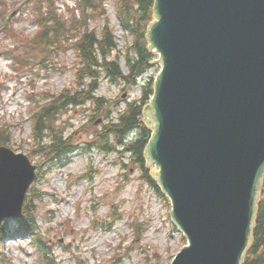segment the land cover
Segmentation results:
<instances>
[{
  "label": "water",
  "instance_id": "1",
  "mask_svg": "<svg viewBox=\"0 0 264 264\" xmlns=\"http://www.w3.org/2000/svg\"><path fill=\"white\" fill-rule=\"evenodd\" d=\"M154 11L147 38L163 70L146 158L189 243L172 264H242L264 178V0H156ZM35 179L27 156L0 147V227L22 215Z\"/></svg>",
  "mask_w": 264,
  "mask_h": 264
},
{
  "label": "rangeland",
  "instance_id": "2",
  "mask_svg": "<svg viewBox=\"0 0 264 264\" xmlns=\"http://www.w3.org/2000/svg\"><path fill=\"white\" fill-rule=\"evenodd\" d=\"M25 2L0 0V126L12 135L8 146L30 155L36 146L32 139L36 118H30L37 111L36 103L41 106L47 96L59 97L63 90L75 88L78 59L72 49L64 47L59 53L54 51L50 64L40 74L14 63L24 43L38 31L34 7ZM76 3L56 0L55 5L58 13L64 14ZM114 4V0H108L106 11L117 36V54L123 56L125 36ZM103 25L104 20L97 18L90 27L100 32ZM26 55H31L29 50ZM121 65L127 73L124 59ZM158 71L152 67L148 77ZM119 88L103 83L98 94L117 100ZM139 95L135 88L131 98ZM111 112L116 118L113 109ZM90 116L87 105L59 117L57 127L63 137L79 131L72 139L78 149L57 166L44 163L39 156L30 157L39 170L34 186L43 194L35 205L42 242L58 264H171L185 246V237L172 225L170 202L143 178L140 166L130 156L107 153L95 145L100 143L94 136L98 126L88 123ZM45 136L50 137L49 133ZM15 224H3L8 233L0 242V264H43L33 237ZM12 231L13 236L9 235Z\"/></svg>",
  "mask_w": 264,
  "mask_h": 264
},
{
  "label": "trees",
  "instance_id": "3",
  "mask_svg": "<svg viewBox=\"0 0 264 264\" xmlns=\"http://www.w3.org/2000/svg\"><path fill=\"white\" fill-rule=\"evenodd\" d=\"M103 1L79 0L77 7L80 13L79 18L75 14L76 10L66 18L58 15L52 8L54 0H34V4L38 5L37 17L40 32L36 38L32 39L29 48L34 51L32 58L38 61L39 66H43L55 49H61L59 46L70 43L77 51L79 58L76 75L77 91H68L58 98L50 99L48 103L39 108L36 114L34 139L37 141L38 150H47L52 154L49 158L54 162L64 158L74 149L73 137H63L56 125L57 116L60 113H67L73 107L90 103L95 106L94 117L96 119L93 121L94 123L99 118H97V114H101L102 117H111L110 103L112 104V101L98 95L102 81L123 83L129 88H133L137 85L139 77L152 67L154 54L149 51L147 33L150 24L155 20V0L116 1L118 19L125 32L133 38L132 45L126 55L128 75H124L122 72L120 56L113 59V53L117 50L118 45L115 34L108 23L101 33L90 29L89 23L94 14L106 15ZM17 63L21 67L27 68L32 64V60L31 57L19 55ZM152 95L153 83L150 82L145 86L139 101L128 103L117 120L103 122L102 131L98 133L107 137L106 139L114 140L113 142L108 141L103 146L104 150L108 152L116 151V149L125 151L134 158V161L145 172L146 178L157 188L146 169L144 156L152 132L142 122L143 109ZM46 133H49L52 140L49 145L43 143ZM131 135L134 136L130 141ZM10 139L11 135L8 134L6 127L0 128V146L10 143ZM158 191L160 192L159 189ZM37 197H31L26 208V217L21 223L22 229L27 231L36 229L37 207L35 200ZM44 255L43 258H49L47 253ZM47 264L53 263L47 262ZM244 264H264V189L262 200L259 203L254 244Z\"/></svg>",
  "mask_w": 264,
  "mask_h": 264
}]
</instances>
